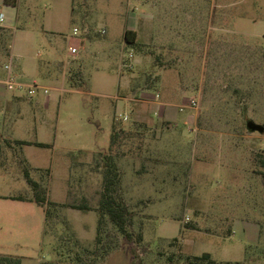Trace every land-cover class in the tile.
I'll return each instance as SVG.
<instances>
[{"label": "rangeland", "instance_id": "obj_1", "mask_svg": "<svg viewBox=\"0 0 264 264\" xmlns=\"http://www.w3.org/2000/svg\"><path fill=\"white\" fill-rule=\"evenodd\" d=\"M1 13L0 79L12 62L40 88L0 85L2 97L20 95L0 102V254L94 258L100 159L116 120L130 132L115 152L134 236L108 224L100 264H186L205 252L264 264V132L246 127L264 126V0H0ZM23 164L58 204L48 219L10 199L32 197ZM83 198L94 210L66 206Z\"/></svg>", "mask_w": 264, "mask_h": 264}, {"label": "trees", "instance_id": "obj_2", "mask_svg": "<svg viewBox=\"0 0 264 264\" xmlns=\"http://www.w3.org/2000/svg\"><path fill=\"white\" fill-rule=\"evenodd\" d=\"M4 28H0V31ZM124 41L130 48H138V34L132 30H126L124 33ZM246 121V127H247ZM248 129V128H247ZM130 136V132H127L122 126H118L116 120L112 125L111 143L108 152L101 155L100 166L103 175L102 190L97 205V212L99 215L98 227H97V249L94 251V258L84 261L80 259V264H100L97 257L103 256L107 247V239L111 238L112 232L108 230V224L113 226V229L118 232L126 241H132L134 234L131 231L133 222V213L126 204L123 196L121 195L122 189V172L117 162V153L115 148L119 146V143L125 138ZM6 145L13 147V145L30 146L35 145L37 147H47V144L41 142H30L27 140H6ZM1 154V148H0ZM262 159L260 160L262 168H264V154H260ZM23 175L27 185L32 191V197L26 198L24 196H13L10 199L22 202H34L38 206L45 208L46 219L51 215V207L57 206L56 202H53L49 198L46 187L37 179L32 176V170L29 166L23 164ZM259 174L264 180V170ZM67 207L80 210V211H92L94 210L90 205L88 199L83 198L81 203H69ZM186 228H195V225L186 224ZM139 239H142V235L139 234ZM178 240V239H176ZM73 252V247L71 248ZM107 253V252H106ZM186 264H219L213 259L211 253L205 252L200 256H187L185 259ZM0 264H22L21 257L0 254ZM41 264H61L53 261L42 262ZM63 264V263H62ZM69 264V263H68ZM76 264V263H70ZM231 264V263H226Z\"/></svg>", "mask_w": 264, "mask_h": 264}, {"label": "built area", "instance_id": "obj_3", "mask_svg": "<svg viewBox=\"0 0 264 264\" xmlns=\"http://www.w3.org/2000/svg\"><path fill=\"white\" fill-rule=\"evenodd\" d=\"M4 20L3 15L0 16V21L2 22ZM74 33H78V29L74 30ZM102 33H105V30L102 31ZM79 48L78 47H71V53L73 55L78 53ZM4 71L6 73L5 78L0 79V85H4L8 91L16 92V91H27L29 95H34L36 91L40 88L37 85L26 83L19 78H17L13 72L12 62L7 63L4 66ZM45 93H48L49 90L46 88ZM199 105V103L196 100H192L190 102V106L192 108H196ZM181 111H184V108L180 109Z\"/></svg>", "mask_w": 264, "mask_h": 264}, {"label": "crops", "instance_id": "obj_4", "mask_svg": "<svg viewBox=\"0 0 264 264\" xmlns=\"http://www.w3.org/2000/svg\"><path fill=\"white\" fill-rule=\"evenodd\" d=\"M5 1V0H4ZM4 4L5 5H7V7H11V8H14V9H16L17 8V6H15V5H10V4H6L5 2H4ZM1 15H3V17H4V14L3 13H1ZM0 15V16H1ZM17 16H16V18H15V20L18 18V14H16ZM1 22V21H0ZM3 28H8V26H2ZM13 49V48H12ZM5 76H6V73H4V77L3 78H5ZM15 76L17 77V78H19L20 80H22V81H24V82H26V83H29L25 78H23L21 75H19V74H15ZM11 96V95H10ZM10 96H6V97H2L1 95H0V102L1 101H13L14 100V98H16V99H19V97H20V95H18V94H14V95H12V97L13 98H10ZM13 99V100H12ZM120 107V104H117V108H119Z\"/></svg>", "mask_w": 264, "mask_h": 264}, {"label": "water", "instance_id": "obj_5", "mask_svg": "<svg viewBox=\"0 0 264 264\" xmlns=\"http://www.w3.org/2000/svg\"><path fill=\"white\" fill-rule=\"evenodd\" d=\"M247 128H248L249 132H259V133L264 132V126L257 124L252 120L248 121Z\"/></svg>", "mask_w": 264, "mask_h": 264}]
</instances>
